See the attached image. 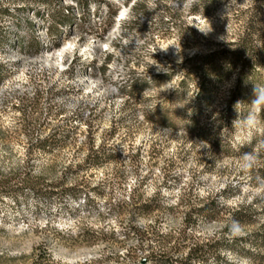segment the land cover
<instances>
[{
  "label": "rangeland",
  "instance_id": "obj_1",
  "mask_svg": "<svg viewBox=\"0 0 264 264\" xmlns=\"http://www.w3.org/2000/svg\"><path fill=\"white\" fill-rule=\"evenodd\" d=\"M251 2L202 13L201 0H0V180L19 183L0 197V264H32L42 251V264H136L183 229L180 257L194 242L264 230V100L230 118L226 80L197 119L209 142L186 133L196 80L174 95L186 57L227 40ZM213 142L252 148L225 154ZM156 195L160 211H134ZM212 199L220 215L186 226ZM240 210L249 223L235 220Z\"/></svg>",
  "mask_w": 264,
  "mask_h": 264
},
{
  "label": "trees",
  "instance_id": "obj_2",
  "mask_svg": "<svg viewBox=\"0 0 264 264\" xmlns=\"http://www.w3.org/2000/svg\"><path fill=\"white\" fill-rule=\"evenodd\" d=\"M219 1L224 0H201L197 11L207 13L209 6ZM136 13H139V11L136 10ZM263 14L264 0H252L249 6L238 9L234 13L233 16L238 26L227 40L217 43L207 52L186 57L182 63L183 77L174 95H183L188 86L195 80L197 84V106L193 107L192 117L186 125L188 126L186 130L188 135H197L203 141H215L210 137L209 132L197 130V119L203 108L210 107L217 88L232 77L235 79V88L227 107L230 118L236 116L240 110L246 109L249 101L261 102L264 100V73L262 72L264 66ZM62 22L64 21L62 20ZM0 70H3L1 64ZM172 76V73L168 75L169 78H172ZM133 90L135 89L132 87L128 94H133ZM261 113L264 115V109L261 110ZM164 118L167 125L176 126L177 123L174 120L167 116H164ZM52 143L48 139H44L39 142V145L45 148ZM213 144H215L218 152L223 151L225 154L230 151L243 154L251 151L252 148V145L240 146L236 150L234 147H226L220 145V143L213 142ZM100 157L97 154H90L86 160L91 163H98ZM257 172L264 178V169H259ZM167 174L166 178L169 177V174ZM9 182L8 179L0 180V197L11 195L13 191L19 189V183L9 184ZM73 188L77 189L76 187ZM158 200V195H156L148 201H141L135 206L134 211L144 216L155 214L160 211ZM222 210V204L217 199H212L210 202L187 212L185 224L186 226L192 224L196 215L204 218H217ZM245 214V211H237L235 220L240 224L249 223L251 221L250 217ZM132 229L143 242L145 240L144 232L134 226H132ZM187 240L189 238L185 229L179 233L176 239L171 236L159 238L158 242L162 244V249L151 251L145 258L137 261L136 264H143V260H145V264H207L208 260L211 259L217 261L218 264H233L228 258V253L231 251L246 258V264H264V230L250 233L244 237L222 234L207 241L194 242L186 254L181 257L174 254L173 251L178 249L180 242L184 243ZM170 243H173L172 248L165 249L164 247ZM246 243L250 244L248 247L253 248H247ZM47 259H49V254L42 251L39 255L34 256L32 264H42Z\"/></svg>",
  "mask_w": 264,
  "mask_h": 264
},
{
  "label": "bare ground",
  "instance_id": "obj_3",
  "mask_svg": "<svg viewBox=\"0 0 264 264\" xmlns=\"http://www.w3.org/2000/svg\"><path fill=\"white\" fill-rule=\"evenodd\" d=\"M59 51H61V52H62V51H63V49L61 48Z\"/></svg>",
  "mask_w": 264,
  "mask_h": 264
},
{
  "label": "water",
  "instance_id": "obj_4",
  "mask_svg": "<svg viewBox=\"0 0 264 264\" xmlns=\"http://www.w3.org/2000/svg\"><path fill=\"white\" fill-rule=\"evenodd\" d=\"M142 263L145 264V260Z\"/></svg>",
  "mask_w": 264,
  "mask_h": 264
}]
</instances>
